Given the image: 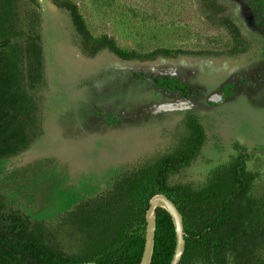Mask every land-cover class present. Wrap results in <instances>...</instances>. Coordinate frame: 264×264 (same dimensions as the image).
Instances as JSON below:
<instances>
[{
  "label": "rangeland",
  "instance_id": "1",
  "mask_svg": "<svg viewBox=\"0 0 264 264\" xmlns=\"http://www.w3.org/2000/svg\"><path fill=\"white\" fill-rule=\"evenodd\" d=\"M65 4L82 17L88 43ZM0 51L22 81L31 138L0 158V197L44 223L63 253L86 257L110 243L109 229L75 208L120 174L175 154L196 119L204 142L169 182L209 189L217 170L244 154L255 177L246 200L256 223L249 264H264V28L247 1L0 0ZM228 84L234 93L212 103Z\"/></svg>",
  "mask_w": 264,
  "mask_h": 264
},
{
  "label": "trees",
  "instance_id": "2",
  "mask_svg": "<svg viewBox=\"0 0 264 264\" xmlns=\"http://www.w3.org/2000/svg\"><path fill=\"white\" fill-rule=\"evenodd\" d=\"M247 1L256 22L264 27V0ZM64 6L71 10L77 31L88 43L92 37L82 17L70 5ZM96 42L93 55L100 49ZM155 81L171 89H188L177 77H157ZM230 87L228 84V94L234 92ZM26 104L22 81L11 69L6 52L0 51V158L23 150L30 142L24 120L29 116ZM190 123L191 135L175 154L163 157L151 170L141 168L120 174L110 190L75 208L77 216L105 225L113 234L110 243L94 255L63 253L49 241L44 223L33 222L26 213L7 207L0 197V264H140L146 241V212L157 193L167 195L183 216L186 244L179 264H229L231 256L238 257L239 264H249L253 256L247 242L253 243L256 223L252 213H247L250 209L246 200L255 177L247 169L245 155L218 169L219 176L209 189L190 192L186 186L169 182L171 173L189 164L204 142L203 127L196 119ZM175 247L172 217L164 208H158L151 264H171Z\"/></svg>",
  "mask_w": 264,
  "mask_h": 264
},
{
  "label": "water",
  "instance_id": "3",
  "mask_svg": "<svg viewBox=\"0 0 264 264\" xmlns=\"http://www.w3.org/2000/svg\"><path fill=\"white\" fill-rule=\"evenodd\" d=\"M44 3V0H39ZM215 98H217L215 96ZM214 96L211 100L215 99ZM173 109V108H171ZM164 208L172 217L176 231V247L171 264H179L185 251V229L183 216L176 204L165 194L157 193L151 197L146 212V241L140 264H151L155 250V238L157 227V209ZM79 264H99L97 262H82Z\"/></svg>",
  "mask_w": 264,
  "mask_h": 264
},
{
  "label": "flooded vegetation",
  "instance_id": "4",
  "mask_svg": "<svg viewBox=\"0 0 264 264\" xmlns=\"http://www.w3.org/2000/svg\"><path fill=\"white\" fill-rule=\"evenodd\" d=\"M245 1H247V0H245ZM248 2V4H249V1H247ZM249 6L251 7V5L249 4ZM251 9H252V7H251ZM252 11H253V9H252ZM253 14H254V20H255V13H254V11H253ZM255 22H256V20H255ZM257 23V22H256ZM259 25H261V24H259ZM261 27H263L262 25H261ZM264 28V27H263ZM163 87H165V86H163ZM167 88V87H166ZM231 88V87H230ZM169 89H171V88H169ZM172 90H177V89H172ZM230 90H232V89H230ZM181 91H185L186 92V90H181ZM234 93V92H233ZM232 93V94H233ZM232 94H228V90H227V85H226V88H224V90L222 91V92H214V93H212L211 95H210V101L213 103V102H216V101H221V100H223V99H225V98H227L228 96H230V95H232ZM212 96H214V98H215V96L217 97V98H215V99H213V100H211V97Z\"/></svg>",
  "mask_w": 264,
  "mask_h": 264
}]
</instances>
